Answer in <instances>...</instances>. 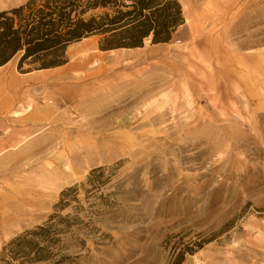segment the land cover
I'll list each match as a JSON object with an SVG mask.
<instances>
[{
  "label": "rangeland",
  "instance_id": "374dc122",
  "mask_svg": "<svg viewBox=\"0 0 264 264\" xmlns=\"http://www.w3.org/2000/svg\"><path fill=\"white\" fill-rule=\"evenodd\" d=\"M179 2L168 43L101 52L82 38L65 51L74 75L33 92L41 118L1 149L0 249L104 166L107 237L88 235L78 264H169L201 240L181 264H264V0Z\"/></svg>",
  "mask_w": 264,
  "mask_h": 264
},
{
  "label": "trees",
  "instance_id": "16d2710c",
  "mask_svg": "<svg viewBox=\"0 0 264 264\" xmlns=\"http://www.w3.org/2000/svg\"><path fill=\"white\" fill-rule=\"evenodd\" d=\"M184 23L179 0H26L0 10V66L18 57L17 71L57 67L67 62L66 48L89 36H99L101 51L168 43ZM29 66L23 69V66ZM106 168H92L86 181L60 192L54 213L46 221L11 238L0 249V264H78L88 250L87 236L103 240L95 218L111 206L102 186ZM114 170V169H113ZM88 185V187H85ZM84 191V207L78 188ZM67 207L70 211L62 213ZM100 207H103L100 209ZM207 242L181 250L169 264H181ZM75 250V251H73Z\"/></svg>",
  "mask_w": 264,
  "mask_h": 264
},
{
  "label": "crops",
  "instance_id": "0c3cea01",
  "mask_svg": "<svg viewBox=\"0 0 264 264\" xmlns=\"http://www.w3.org/2000/svg\"><path fill=\"white\" fill-rule=\"evenodd\" d=\"M74 69L70 60L61 66L24 73L18 72L10 61L0 66V154L3 144H25V141H18L19 136L32 131L34 117L38 120L41 118L38 114H27L25 108L33 92L43 90L44 78L72 77ZM14 111H20V115L13 116ZM5 126L8 128L4 129Z\"/></svg>",
  "mask_w": 264,
  "mask_h": 264
},
{
  "label": "bare ground",
  "instance_id": "6f19581e",
  "mask_svg": "<svg viewBox=\"0 0 264 264\" xmlns=\"http://www.w3.org/2000/svg\"><path fill=\"white\" fill-rule=\"evenodd\" d=\"M85 40V39H84Z\"/></svg>",
  "mask_w": 264,
  "mask_h": 264
}]
</instances>
